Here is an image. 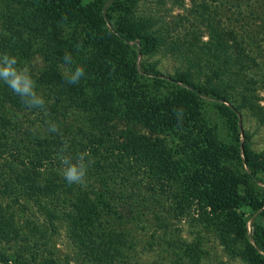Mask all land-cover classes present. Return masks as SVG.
Instances as JSON below:
<instances>
[{
    "label": "trees",
    "instance_id": "16d2710c",
    "mask_svg": "<svg viewBox=\"0 0 264 264\" xmlns=\"http://www.w3.org/2000/svg\"><path fill=\"white\" fill-rule=\"evenodd\" d=\"M66 1L5 5L20 8L8 13L15 29L6 35L10 40H0V57L16 58L14 67L26 70L43 104H26L27 97L0 80V168L7 175H0V196L16 203L48 200L44 217L64 224L86 264H132L134 241L121 224L149 213L156 195L167 201L173 195L170 211L194 203L217 236L237 235L245 243L239 255L264 264V198L252 185L264 184V154L250 147L243 127L245 113L264 116L255 95L264 85V0H217L218 15H204L206 40L196 45L192 34L185 42L178 36L167 41L161 28L151 29L136 13L143 0H99L110 30L95 35ZM167 44L185 59L172 77H161L153 66L140 69L128 57V45L152 54ZM35 55L40 67H27ZM77 67L84 75L71 83ZM205 98L216 103L220 127L235 148L217 140L205 118ZM64 105L88 126L75 143L60 119ZM53 125L56 131H50ZM82 153H88L86 182L68 184L60 158L75 164ZM234 160L243 173L230 167ZM1 200L0 264H59L31 251L37 244H31L32 224L18 223Z\"/></svg>",
    "mask_w": 264,
    "mask_h": 264
},
{
    "label": "rangeland",
    "instance_id": "374dc122",
    "mask_svg": "<svg viewBox=\"0 0 264 264\" xmlns=\"http://www.w3.org/2000/svg\"><path fill=\"white\" fill-rule=\"evenodd\" d=\"M217 0H143L136 8V13L140 18L148 20L151 29L161 28L167 41L179 37L185 42L190 39V34L194 37V44H199V39L206 40V29L204 15L209 14L210 18L217 17ZM11 0H0V40H10L6 35L8 31L15 28L11 24L8 13L18 10L20 6L10 4V10L5 5ZM65 4L75 8V16L78 22L84 27H91L90 33L95 35L97 30H110L104 22L102 12L99 8V0H67ZM209 5L207 11H202V5ZM200 11L203 16H199ZM225 15H228L225 13ZM113 16L117 17L116 13ZM234 23V22H233ZM235 25V24H234ZM198 39V41H197ZM188 44V43H187ZM128 57L135 62L140 69L153 66L161 77H172L175 71L185 64V59L177 56V53L168 51L169 46L157 49L152 54H137L131 45H128ZM40 57H32L27 67H40ZM26 67V68H27ZM184 68V67H183ZM24 70V69H23ZM22 70V71H23ZM254 89V86H252ZM43 92H41L42 94ZM255 95L258 97L256 103L264 108V85L261 89L255 88ZM205 107V118L210 119L211 127L214 126L218 132L217 140L227 142L230 140L232 147H236V141L231 137L225 136V130L220 127L218 113L214 109L216 103L209 99H203ZM66 109L61 120L65 121L71 129L72 140L82 138V133L87 129L84 117L75 112L68 105L62 107ZM258 112H247L243 118V127L248 134L249 145L256 152L264 154V116L257 117ZM264 113V112H263ZM66 114V115H65ZM261 114V113H260ZM62 121V122H63ZM81 129V130H80ZM242 140V139H241ZM240 140V141H241ZM75 143V140H74ZM230 167L243 173L244 167L239 161L234 160ZM0 175L7 176L4 169L0 168ZM140 185H144L145 178L140 177ZM256 192L264 198V184L252 183ZM9 212H13L18 223H31L33 236L30 246L31 251L42 256H52L58 260L59 264H86L75 255V250L68 238L64 224L59 220H50L44 217L43 206L48 200L42 198L36 202L21 200L20 203L13 202L10 195L0 196ZM174 198L165 200L159 196L153 197L148 212L139 213L140 217L128 224H121V229L129 233L134 241L133 254L128 261L132 264H250L238 253L237 249L245 247L243 239L235 234L226 233L225 236H217L219 230L208 226L203 212L194 203H181L177 210L170 211L166 208L170 204L174 206ZM40 206V207H39ZM210 211V210H208ZM52 222V224H51ZM27 227V225H23ZM242 227V226H241ZM243 229V227H242ZM248 233L251 231L250 222L246 224ZM28 232V231H27ZM249 243V242H248ZM229 245V246H228ZM33 248V249H32Z\"/></svg>",
    "mask_w": 264,
    "mask_h": 264
},
{
    "label": "clouds",
    "instance_id": "9594fccd",
    "mask_svg": "<svg viewBox=\"0 0 264 264\" xmlns=\"http://www.w3.org/2000/svg\"><path fill=\"white\" fill-rule=\"evenodd\" d=\"M64 60L66 63L71 62V56L65 55ZM17 63L15 57H10L4 54L0 57V80H3L12 91L22 98H28L25 103L30 106H40L43 100L36 96L34 91V84L30 77L26 74V70L18 71L14 67ZM84 75L82 67H77L70 75L69 81L71 83H78L80 78ZM50 131H56L53 125ZM88 153H82L78 156V162L73 164L70 162L69 157H61V164L64 165L62 175L68 184L84 185L86 182L87 166L84 163L85 156Z\"/></svg>",
    "mask_w": 264,
    "mask_h": 264
}]
</instances>
